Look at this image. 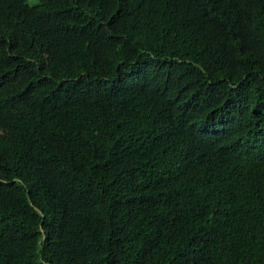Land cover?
<instances>
[{"label": "trees", "instance_id": "obj_1", "mask_svg": "<svg viewBox=\"0 0 264 264\" xmlns=\"http://www.w3.org/2000/svg\"><path fill=\"white\" fill-rule=\"evenodd\" d=\"M0 264H264V0H0Z\"/></svg>", "mask_w": 264, "mask_h": 264}, {"label": "rangeland", "instance_id": "obj_2", "mask_svg": "<svg viewBox=\"0 0 264 264\" xmlns=\"http://www.w3.org/2000/svg\"><path fill=\"white\" fill-rule=\"evenodd\" d=\"M31 1V0H30Z\"/></svg>", "mask_w": 264, "mask_h": 264}]
</instances>
